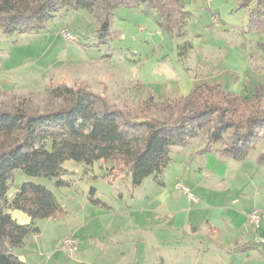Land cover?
Here are the masks:
<instances>
[{
    "label": "rangeland",
    "instance_id": "rangeland-1",
    "mask_svg": "<svg viewBox=\"0 0 264 264\" xmlns=\"http://www.w3.org/2000/svg\"><path fill=\"white\" fill-rule=\"evenodd\" d=\"M182 1L185 15L172 34L160 27L155 10L144 4L117 7L111 34L104 41L98 39L94 18L84 10L61 11L38 32L0 31V90L6 91L0 100L4 106L22 98L32 107L52 106L46 86L66 84L104 95L109 104L130 114L142 110L163 116L166 104L188 95L194 84L218 83L227 92L250 95L262 83L264 106V15L251 21L239 0ZM61 30L74 39L63 38ZM200 147L201 142L193 139L187 147L171 150L172 161L161 179L170 195H183L174 208L193 207L199 192L213 199L228 192V179L214 176L215 164L209 159L216 151L202 160L193 152ZM262 150L264 140L255 142L238 164L257 172L255 157ZM233 164L225 163L222 170L228 167L229 172ZM63 167L58 178L15 173V183L34 181L50 189L62 214L37 220L38 234L28 235L19 250H45L48 243L54 250L53 245L70 237L66 234L72 229L89 236L88 247L94 253L92 263L85 264H226L207 250L209 241L202 250H192L194 243L177 239L165 227L171 211L160 205L159 195L165 190L153 176L133 186L129 177L109 182L97 163L86 167L67 160ZM186 177L191 181L202 177V188L198 192L187 188ZM59 179L65 183L58 184ZM176 181L187 190L174 187ZM91 187L96 203L89 199ZM96 250L103 254L96 256Z\"/></svg>",
    "mask_w": 264,
    "mask_h": 264
},
{
    "label": "trees",
    "instance_id": "trees-1",
    "mask_svg": "<svg viewBox=\"0 0 264 264\" xmlns=\"http://www.w3.org/2000/svg\"><path fill=\"white\" fill-rule=\"evenodd\" d=\"M139 4L155 10L158 24L169 34L185 15L182 0H0V31L38 32L61 11L84 10L94 18L98 39L104 41L111 34L114 10ZM239 5L248 8L251 21L264 15V0H239ZM45 94L52 106L32 107L26 98L4 106L0 100V264H20L18 250L28 235L39 232L36 221L60 209L44 185L15 183L16 172L58 178L64 173L63 163L74 160L86 167L97 163L111 183L129 177L136 186L153 176L162 184L171 150L193 139L201 142L197 154L216 151L220 158L235 160H243L255 142L264 140L262 83L250 95L227 92L218 83H197L188 95L166 104L163 116L142 110L130 114L80 86H46ZM255 164L264 165V150ZM93 194L91 187L89 199L96 203ZM11 210L26 213L29 223L16 222Z\"/></svg>",
    "mask_w": 264,
    "mask_h": 264
},
{
    "label": "crops",
    "instance_id": "crops-1",
    "mask_svg": "<svg viewBox=\"0 0 264 264\" xmlns=\"http://www.w3.org/2000/svg\"><path fill=\"white\" fill-rule=\"evenodd\" d=\"M196 150L193 152L196 153ZM188 153H186L187 158L190 156ZM210 153L212 154V152H209L204 155ZM197 155L204 160V155ZM209 159H212V164H215V169L213 170L216 172L214 171V176L223 180L225 177L228 179V192L218 195V197L222 198V200L220 199L221 201H216L218 197L213 199L209 195L207 198L202 197L199 192V197L193 200L195 203L193 207L180 205L174 208L181 201L180 199L183 195L180 197L170 195L168 190H165L166 183L162 180V184L159 185L164 187L163 190L165 191L159 195L160 205L166 206V208L169 207L171 211L165 221V227L176 234L177 239H185L191 244L194 243L192 250H202L205 246V241H209L210 245L207 250L215 251L213 255L219 256L226 264H264V216L255 231H253L247 219V214L252 209L264 211V165L255 164L256 166L254 167H259V169L257 172H253L238 164L242 163V161L233 159L234 162H229L232 160L220 158L217 153L215 158L209 156ZM217 163L219 164L218 167H216ZM225 163H234L229 172L228 167H224L223 169L225 170H222ZM229 165L231 166V164ZM200 173L203 172L200 170ZM209 175L210 173L206 178L208 180ZM193 181L186 177L187 188L190 187V189L198 192L202 188L204 179L200 177ZM184 199L186 200L185 197ZM209 199L212 202H209ZM200 202L204 205H200ZM60 211L61 208L48 219H56V217L62 215ZM10 214L20 224H27L30 221V217L23 211L11 210ZM162 222L164 223V220ZM77 225L80 230V225ZM77 234L72 229L68 230L66 234L77 240L78 249L76 253L68 254L61 249L59 250L61 241L57 245H53L54 250H49L51 245L48 243L47 246L44 245L45 250H18L21 260L20 264L92 263L90 255L94 253V250H90L88 247V238L86 237L89 236L84 237ZM255 236L260 238V242L254 240ZM252 240L257 244L251 243ZM101 254H103V251H97L96 256Z\"/></svg>",
    "mask_w": 264,
    "mask_h": 264
},
{
    "label": "built area",
    "instance_id": "built-area-1",
    "mask_svg": "<svg viewBox=\"0 0 264 264\" xmlns=\"http://www.w3.org/2000/svg\"><path fill=\"white\" fill-rule=\"evenodd\" d=\"M60 33H61L62 37L65 39H74L73 35L67 30H61ZM175 187L178 189L184 188L180 182H177ZM184 189L187 190L186 188H184ZM263 216H264V211L259 210V209H252L247 214V219H248L250 225L252 226L253 231H255L259 227L261 218ZM254 240L256 242H260V238L257 236L254 237ZM60 247L66 252L76 253L77 249H78V243H77V240L74 239L73 237H65L61 241Z\"/></svg>",
    "mask_w": 264,
    "mask_h": 264
}]
</instances>
